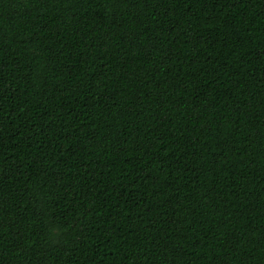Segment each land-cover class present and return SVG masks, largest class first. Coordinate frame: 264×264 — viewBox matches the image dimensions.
Returning <instances> with one entry per match:
<instances>
[{"label": "trees", "instance_id": "trees-1", "mask_svg": "<svg viewBox=\"0 0 264 264\" xmlns=\"http://www.w3.org/2000/svg\"><path fill=\"white\" fill-rule=\"evenodd\" d=\"M0 264H264V0H0Z\"/></svg>", "mask_w": 264, "mask_h": 264}]
</instances>
